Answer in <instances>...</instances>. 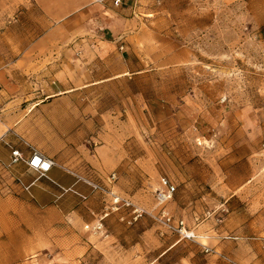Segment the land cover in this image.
Segmentation results:
<instances>
[{"label":"rangeland","instance_id":"1","mask_svg":"<svg viewBox=\"0 0 264 264\" xmlns=\"http://www.w3.org/2000/svg\"><path fill=\"white\" fill-rule=\"evenodd\" d=\"M102 11L58 27L32 0H0V109L16 124L43 102L61 113L49 131L86 197L65 214L0 210V264H264V0ZM113 172L146 213L93 234L103 198L85 180ZM163 179L177 188L168 211L195 239L161 230ZM10 187L0 174V192Z\"/></svg>","mask_w":264,"mask_h":264},{"label":"crops","instance_id":"2","mask_svg":"<svg viewBox=\"0 0 264 264\" xmlns=\"http://www.w3.org/2000/svg\"><path fill=\"white\" fill-rule=\"evenodd\" d=\"M44 18L53 26H60L62 22L83 16L91 19L98 13H103V8H113L109 4H101L91 0H32ZM56 24V25H55ZM50 28L47 37L55 36L59 28ZM92 52V51H91ZM60 94H65L60 92ZM73 97V95H70ZM4 100L8 97L6 92L0 93ZM54 97V96H51ZM63 97H57L52 103ZM50 103L36 104L31 108L30 114L23 122L14 120L11 114L6 112V106L0 109V174L10 180L11 187L0 192L1 201L4 205L0 210L9 212L14 209L20 213H54L65 214L74 212V204L81 191V182L74 180L70 175L62 171L61 158L68 149V144L63 141L59 134L53 135V122L51 117L60 116V112L49 114ZM74 113V110H71ZM38 113L39 115L36 116ZM68 115L70 112L68 110ZM40 116V117H39ZM40 134H42L40 136ZM67 149L65 150V148ZM35 148L47 157L53 158L57 165L47 177L27 170L24 164L11 165L10 155L12 149H19L26 156L30 154V148ZM103 153V152H102ZM104 156V154H103ZM117 163V162H116ZM102 168V164H99ZM116 165V164H115ZM101 177V174H98ZM103 177V176H102ZM118 189V187H117ZM121 193V192H120ZM124 194V193H123ZM129 196V195H128Z\"/></svg>","mask_w":264,"mask_h":264},{"label":"built area","instance_id":"3","mask_svg":"<svg viewBox=\"0 0 264 264\" xmlns=\"http://www.w3.org/2000/svg\"><path fill=\"white\" fill-rule=\"evenodd\" d=\"M127 0H96L97 3L109 4L113 8L122 7ZM30 148L29 156H26L19 149H12L10 160L11 165L24 164L27 170L38 174L40 177H47L52 169L57 165L53 158L47 157L35 148ZM106 180L95 181L85 180V183L102 196L103 208L95 220L85 226V230L93 234L103 233L106 221L111 216H116L118 221L126 226H133L139 222L145 215L146 210L138 205L130 196L123 195L117 189L116 183L118 176L115 172L105 178ZM78 181H82L79 178ZM177 188L168 180H162V189L156 196V208L159 212L155 217L161 230L164 233L179 236L181 239H195L194 232L187 229L184 220H176L168 211L166 205L173 199ZM79 197L86 199L85 196L78 193ZM208 252V250H206ZM224 264H235L229 258H223Z\"/></svg>","mask_w":264,"mask_h":264}]
</instances>
